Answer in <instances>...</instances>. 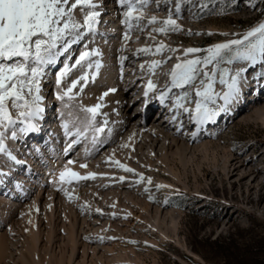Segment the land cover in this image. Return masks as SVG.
Masks as SVG:
<instances>
[{"label": "bare ground", "instance_id": "obj_1", "mask_svg": "<svg viewBox=\"0 0 264 264\" xmlns=\"http://www.w3.org/2000/svg\"><path fill=\"white\" fill-rule=\"evenodd\" d=\"M97 2L102 4L97 32L73 45L55 65L44 69L40 106L44 110L49 108V114L44 111L47 115L44 124L52 121L54 128L38 138L36 135L43 125V119H38L33 121L37 124L36 131L18 133L16 140L6 141L13 155L22 161L20 164L0 154V171L7 173L0 176V264H137L140 260L134 249L124 248L122 242L127 237H136L131 227L141 223L156 232L159 240L172 238L181 245L178 232L180 212L166 199L160 203L151 202L144 196V183L133 179V172H125L114 161L139 174L145 173V167L156 168L157 182L164 189H172L178 182L187 187L185 178L194 162L199 171L207 163L215 170L219 169L229 182L246 183L250 189L264 182V171L255 166V156L241 155L228 142L221 140L227 126L236 118L239 123L264 128V84L259 82L257 87H252L248 82L253 64L244 60V64H237L232 69L233 74L241 69L245 71L241 73L238 99L229 105L228 111L221 112L214 121L198 125L191 120V111L185 113L183 109L175 108L176 98L188 85L172 88L163 103L159 98L167 91L166 85L170 87L173 67L197 56L195 53L184 55L185 49L193 47H182L179 54L163 58L162 52H155L160 42L153 46L149 35L156 34L152 29L158 24L148 25L145 19L140 25L143 31L135 24L129 30L123 23L126 9L118 0ZM166 6L163 1L159 8L150 3L147 16L156 15L159 21L165 19L168 15ZM182 20L186 21L185 18ZM177 21H181V14ZM126 32L131 39H124ZM84 44L89 50L99 49L102 55L92 57V60L99 59L102 67L94 81L89 79L83 92H79L80 86L74 89L79 92L74 100L69 101L67 97L58 100L57 93H61L66 83L81 72L73 70L59 90L53 88L56 75L65 63L71 64L78 58ZM145 47L151 51H138ZM121 57L125 59L122 61ZM153 60L162 62L155 74L148 70ZM141 65H144L143 69ZM90 72L95 73V69ZM149 79L157 88L145 96ZM244 80L247 85L243 84ZM214 89L226 91V87L218 82ZM257 91L263 96L255 95ZM106 92L108 95L104 96ZM102 96L103 100L100 99ZM197 99L199 97L195 96L189 109L195 108ZM98 103L102 107L94 126L104 127L102 133H95L87 127L90 114L82 111V108ZM220 103L217 100L216 105L209 106L217 107ZM10 110L15 118V110ZM132 110L135 114L130 117ZM177 111L179 115L174 121L172 117ZM65 123L73 135H66ZM77 129L85 134L77 137ZM93 136L96 137L95 143ZM76 139L79 143L72 146L73 152L72 148L71 152H65L69 142ZM69 160L74 163L68 164ZM259 162L264 163V159ZM81 164L87 167L81 168ZM66 167L81 176L96 173V178L61 182L59 174ZM120 177L124 179L120 180ZM61 203L64 208L68 207L63 218L58 210ZM229 218L225 217L224 221ZM144 238L157 244L156 238Z\"/></svg>", "mask_w": 264, "mask_h": 264}, {"label": "snow or ice", "instance_id": "obj_2", "mask_svg": "<svg viewBox=\"0 0 264 264\" xmlns=\"http://www.w3.org/2000/svg\"><path fill=\"white\" fill-rule=\"evenodd\" d=\"M121 7L126 10L123 12V23L131 30L135 24L140 27L142 20H147L148 25L160 24L154 27L153 32L167 33L181 30L177 23L181 12L182 4L192 3V0H174V12L169 8L168 15L159 21L156 15L147 16V8L150 3H155L159 8L162 0H118ZM165 4L173 3V0H163ZM201 6L207 7V3L201 0ZM102 4L97 0H0V154L8 160L17 164L22 163L9 149L6 141L16 140L18 133L27 134L37 130V124L33 121L41 118L44 109L40 106L43 100L41 93V78L45 74V67L57 63L59 57L68 53L73 45L85 40L89 34L97 32V26L101 22ZM174 15L176 18H174ZM249 38H254L250 40ZM124 39H131L129 33L124 34ZM247 41V43H245ZM235 46V47H234ZM166 45L160 42L155 48L156 54L163 51ZM139 52H150L148 47L141 48ZM172 51H175L174 49ZM198 48H187L184 55L200 52ZM207 55L201 58L185 59L177 63L170 73V87L166 85L167 91L160 94L163 103L168 92L172 88H184L185 85L192 86L199 77V86L195 88V95L199 97L195 101V108L189 109L183 101L189 98L190 93L185 91L175 100V108L183 109V112H192L191 120L196 124L202 125L209 121H214L221 112H227L229 105L238 99L240 94L239 82L241 73L245 69L230 73L228 68H221L222 63L232 64L236 60L249 61L255 65L258 60L264 59V22L248 31L243 39L230 40L227 43L216 44L206 50ZM229 57L225 60V53ZM99 49L89 50L88 45L84 44V50L79 53L78 58L73 63H65L56 75V85L59 87L65 83L67 77L75 69H79L81 74L66 84L61 93H57L58 100H74L79 92H83L89 79L95 80L102 63L99 59L95 61L92 57L101 56ZM124 57H121L123 61ZM161 61L153 60L148 66L149 72L155 74V69L161 65ZM212 65L211 71L208 67ZM141 69L144 65L140 66ZM95 69V73L90 70ZM219 75V84L226 87V91L217 92L214 85ZM264 76V73H261ZM83 82V85H82ZM79 87V92L74 89ZM156 84L151 79L148 80L145 96L149 92L155 91ZM110 91L115 92L116 89ZM108 93H104L107 96ZM103 100V96L100 98ZM217 100L222 103L217 107ZM101 104L92 107L82 108V111L90 114L88 126L95 133L105 131L104 127H95L94 122ZM10 109L15 110L14 113ZM179 112L172 117L175 121ZM22 125L17 127V125ZM107 124V120L104 121ZM66 135H73L68 131V124L63 125ZM87 127L85 131L87 130ZM110 132L111 129H108ZM10 132V135H9ZM85 133L77 129L75 135L83 136ZM93 142L96 137L93 136ZM79 143V140H71L65 149L70 150L72 146ZM126 147L127 145H123ZM74 161L69 160L68 164ZM114 163L125 172H134V169ZM81 168H86V164H81ZM7 173L0 171V176ZM61 182L71 183L73 180L95 179L96 173H89L81 176L71 168H65L59 174ZM124 177H120L123 180ZM143 177L141 176V180ZM151 183V179L148 180ZM63 190V189H61ZM71 198V197H69ZM97 211H100L97 209Z\"/></svg>", "mask_w": 264, "mask_h": 264}, {"label": "rangeland", "instance_id": "obj_3", "mask_svg": "<svg viewBox=\"0 0 264 264\" xmlns=\"http://www.w3.org/2000/svg\"><path fill=\"white\" fill-rule=\"evenodd\" d=\"M204 3L207 7L201 6V0L182 4L181 21H177L180 31L156 33L154 36L148 33L152 36L153 46L162 40L168 42L161 53L163 58L179 54L182 47H193L201 49L195 53V58L202 59L207 55L208 48L243 39L248 31L264 22V0H204ZM169 8L174 12V0L167 4L165 11L168 12ZM229 55L225 53V60ZM244 63V60H236L232 64L222 63L220 67L228 68L231 73L237 64ZM261 73H264V59L253 65L248 78L252 87H257L259 82L264 84ZM201 78L183 91L190 93L189 98L183 101L188 108L196 96L195 88ZM216 82L219 83V75ZM243 84L247 85L246 80ZM55 86V90L60 89ZM255 95L259 98L263 96L258 91ZM134 114L132 110L130 117ZM221 140L228 142L241 155L255 156V166L264 171V163L259 162L264 159L262 126L239 123L236 118L227 126ZM155 169L145 167L144 174L134 171L132 178L144 183V196L151 202L160 203L166 199L172 208L180 212L178 232L181 245L172 238L159 240L158 234L142 226V223L134 224L131 229L136 237H125L122 245L134 249L140 260L137 264H264V182L250 189L246 183L229 182L219 169L215 170L207 163L199 171L194 162L185 178L187 187L178 182L176 187L164 189L157 182ZM157 170L161 174V170ZM59 207L62 209L58 208L59 215L63 218L68 207L64 208L62 203ZM225 217L230 218L224 221ZM144 236L156 238L157 244L147 242Z\"/></svg>", "mask_w": 264, "mask_h": 264}]
</instances>
